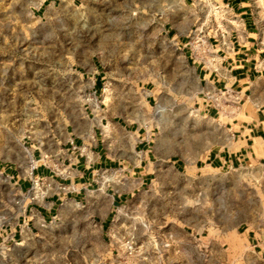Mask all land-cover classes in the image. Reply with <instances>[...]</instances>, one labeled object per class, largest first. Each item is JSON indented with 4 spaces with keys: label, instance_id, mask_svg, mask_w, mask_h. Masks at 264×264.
<instances>
[{
    "label": "rangeland",
    "instance_id": "rangeland-1",
    "mask_svg": "<svg viewBox=\"0 0 264 264\" xmlns=\"http://www.w3.org/2000/svg\"><path fill=\"white\" fill-rule=\"evenodd\" d=\"M84 2L0 0V264H264L240 235L264 227V170L193 172L215 128L193 68L176 51L162 58L163 43L134 41L139 20ZM96 66L140 74L149 97L102 104L82 73Z\"/></svg>",
    "mask_w": 264,
    "mask_h": 264
},
{
    "label": "crops",
    "instance_id": "crops-1",
    "mask_svg": "<svg viewBox=\"0 0 264 264\" xmlns=\"http://www.w3.org/2000/svg\"><path fill=\"white\" fill-rule=\"evenodd\" d=\"M143 1L102 0V3L103 7L109 9V16L112 15V18L115 15H124L125 18L132 16L137 22L139 20L140 30L134 35V41L153 43L147 46L154 48L153 51L158 43H163L162 58L171 61L176 51L182 69L192 67L198 77L200 110L206 119L214 122L215 128L207 131L212 134L213 142L191 162V170L196 173L264 170V1L257 0L254 3L251 0H149V4H144ZM46 2L60 9L64 4H68L74 10L85 3L84 0ZM204 23H209V28L205 30V33H208V44L207 53L201 61L195 60L187 48L192 29ZM119 40L132 41V38L129 34L119 37ZM155 57L158 56L155 54ZM212 58L216 60L215 65L210 64ZM172 65L171 63V68ZM78 72L81 73L79 70ZM82 73L89 78V85L95 93L100 91L102 104H112L116 97L122 100L127 97L134 101L140 100L143 94L149 97L140 74L137 78L134 74L133 81H125L121 73H118L119 78H116L112 72L99 69L98 66L90 72ZM181 76L182 88L189 91L184 74ZM115 90H129L132 93L128 96L110 93ZM226 90L237 95L239 99L230 98L223 101V109L205 98L207 91L218 93ZM104 119L103 116L102 122ZM106 121L109 123V119ZM74 128H77V122L74 123L72 129ZM141 131L142 127H139L138 136ZM70 134L69 138L64 137V143L72 144L74 149L80 136ZM102 149L106 150V145H103ZM32 150L37 155L43 154L38 147H33ZM97 154L105 162L110 160L105 152L101 154L97 151ZM75 162L81 163L78 158ZM13 163V160H10L9 167L5 168V171H9L10 185L23 190L27 182L14 172ZM84 168V174H88V167ZM46 172L40 166L37 175L44 176ZM37 210L42 214V209ZM246 226L240 235H243L248 247L258 258L264 261V227L254 228L249 224ZM235 233L238 234L239 229H236Z\"/></svg>",
    "mask_w": 264,
    "mask_h": 264
},
{
    "label": "built area",
    "instance_id": "built-area-1",
    "mask_svg": "<svg viewBox=\"0 0 264 264\" xmlns=\"http://www.w3.org/2000/svg\"><path fill=\"white\" fill-rule=\"evenodd\" d=\"M218 10V8H217ZM209 28V23H204L202 25H198L194 27L189 36V45L192 48L193 58L195 60H203L204 55L207 53V44H208V33H205V30ZM211 65L216 64V60L214 58L210 61ZM205 98L212 103H214L218 108L223 109V101L228 100L230 98H234L235 100L239 99L237 95H233L230 91H222L218 93H213L211 91H207L205 93ZM38 168V161L34 158H31V169L34 172Z\"/></svg>",
    "mask_w": 264,
    "mask_h": 264
}]
</instances>
